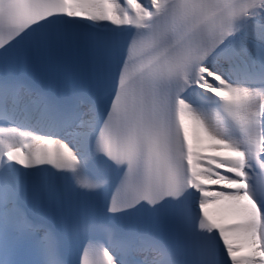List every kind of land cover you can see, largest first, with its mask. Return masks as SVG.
<instances>
[{"label":"snow or ice","instance_id":"1","mask_svg":"<svg viewBox=\"0 0 264 264\" xmlns=\"http://www.w3.org/2000/svg\"><path fill=\"white\" fill-rule=\"evenodd\" d=\"M264 0H0V264H264Z\"/></svg>","mask_w":264,"mask_h":264}]
</instances>
